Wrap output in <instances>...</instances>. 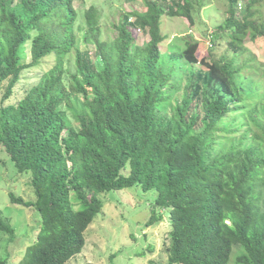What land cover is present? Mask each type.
<instances>
[{
    "label": "trees",
    "instance_id": "obj_1",
    "mask_svg": "<svg viewBox=\"0 0 264 264\" xmlns=\"http://www.w3.org/2000/svg\"><path fill=\"white\" fill-rule=\"evenodd\" d=\"M76 1L0 0L4 100L23 72L54 58L24 98L0 109V145L36 195L11 201L41 218L16 264H68L103 211L99 195L133 186L156 192L148 225L170 215L169 264H230L235 246L245 251L238 264H264V65L252 54L238 62L247 40L264 38V12L254 10L264 0H250L242 18L229 0L216 36L234 57L202 59L198 40L161 49L163 18L194 22L193 0H143L144 11L110 21L113 40L102 38L103 10L80 12ZM133 30L150 42L137 45ZM75 100L72 125L65 107ZM0 234V264H11L16 230L2 215Z\"/></svg>",
    "mask_w": 264,
    "mask_h": 264
},
{
    "label": "rangeland",
    "instance_id": "obj_2",
    "mask_svg": "<svg viewBox=\"0 0 264 264\" xmlns=\"http://www.w3.org/2000/svg\"><path fill=\"white\" fill-rule=\"evenodd\" d=\"M174 1L177 0H168L167 3L171 4ZM193 1L194 8L191 14L194 22L187 17L165 16L163 18L162 33L167 39L161 45L162 51L164 53L183 51L187 47L186 41L198 40L201 42L199 59L208 58L210 52L215 58L224 54L234 57L228 51V40L224 37L218 39L216 36L217 28L223 25L228 17L229 0ZM238 1V12L242 18L250 0ZM92 6L103 10V21L108 25L105 27L102 38L104 36L106 40L117 37L110 21L118 22L122 12L145 10L143 0H78L75 2V7L80 12ZM254 10L264 12L260 6ZM133 33L137 45L141 47L151 40L150 35L144 31L133 30ZM246 46L249 51L239 56V64L252 54L264 65V38L258 39L257 42L247 40ZM53 64L54 58L50 57L39 67L23 72L20 83L14 88V94L8 101L4 100L8 85V81H5L0 89V109L16 104L24 98L26 92ZM65 108L68 123L75 125L82 106L75 100L72 106ZM129 171L130 166H127L124 172L128 174ZM12 193L25 201H36L32 175L19 173L15 163L0 145V215L16 230V239L14 243H11L13 255L11 264H16L18 260L24 258L26 247L34 244L41 226V218L35 209L13 204ZM99 198L104 204L103 211L87 229L86 245L82 252L72 258L68 264H169L170 215L166 213L161 223L148 225L155 208V190L144 193L141 187L133 186L100 194ZM2 236L0 234V256L5 257ZM242 252H245L242 246H235L230 264H238L237 258Z\"/></svg>",
    "mask_w": 264,
    "mask_h": 264
}]
</instances>
